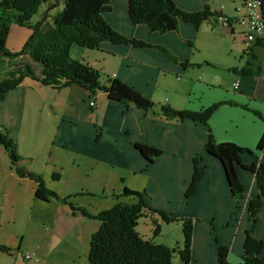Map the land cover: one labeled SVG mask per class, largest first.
Here are the masks:
<instances>
[{"label":"crops","instance_id":"0c3cea01","mask_svg":"<svg viewBox=\"0 0 264 264\" xmlns=\"http://www.w3.org/2000/svg\"><path fill=\"white\" fill-rule=\"evenodd\" d=\"M172 1L186 12L199 11L207 5L211 11L230 19L231 25L217 20L199 24L195 28L181 22L177 31L160 35L151 32L145 25L131 23L126 12V0L112 1L111 11L103 13V16L112 29L127 38L166 47L178 62L187 63L189 68L184 69L179 64L171 63L161 52L148 48L138 49L130 45L102 42L96 52L106 53L111 57L112 66L106 71L110 74L108 77L116 78L134 88L156 105L200 112L220 103L209 116L207 125L189 119L168 120L162 116H153L151 112H137L131 106L107 100L104 92L91 94L88 90L71 86L61 90L66 94L64 111L60 113L62 106L55 104L56 94L50 103V111L47 112L46 121L50 125L52 121L55 124L52 146L57 145L71 154L70 165L73 169L78 170L81 163L86 164L84 181L91 175L96 177L93 183L96 192L85 194L94 195L103 204L98 205L92 215L114 205V196H119L124 188L144 192L149 208L164 211L174 217L196 219L193 223L190 264H218L216 240L228 248V264H242L247 230L252 237L262 242L264 253V199L261 200L257 222L252 225L248 219V203L259 194L254 175L241 168L237 169L244 193L234 199L220 161L208 155L204 147L209 128L215 143H235L253 150L259 142L264 133V44H252L245 50L240 47L233 56V63L229 64V69L235 75L232 85L224 87L225 84L216 82L212 72L208 71L210 67L214 70L217 67L214 58L210 56L211 50L208 51V56L200 55L207 41L205 36L216 35L221 30L232 37L236 28L243 26L239 38L243 44L241 34L246 23L236 11L243 0ZM45 9L46 4L41 5L38 15L30 20L32 24L41 19ZM30 34V29L12 24L6 40L8 50L19 51ZM30 62L35 66L31 59ZM242 68L250 71L245 74L240 71ZM235 83H238L237 88L233 87ZM43 88L54 90L25 78L17 89L9 91L0 102L7 110L2 112L10 117L1 120L0 126L8 129L13 140L19 139L25 124L28 132L26 135L30 137L32 124L29 118L34 98L28 94V89L45 92ZM141 140L161 151L152 163L135 150L134 144ZM17 146L20 149V143ZM4 152L6 153L5 150ZM256 153L264 163V148ZM23 155L25 153L21 157ZM36 155V151H33V157ZM195 158L199 159L201 177L196 191L185 198ZM43 161H46V166L51 163L50 158ZM242 162L251 163V157L244 155ZM63 178L60 175L59 181ZM68 179L76 180L72 176ZM80 179L82 182V178ZM54 181L59 182L58 179ZM76 182L77 180L73 183ZM78 217L80 223L81 219L92 220ZM202 219L205 222H200ZM206 219L214 220L213 227L210 228ZM92 221L97 223L91 229L93 234L99 223ZM68 234H54L56 243L62 242ZM32 253L37 258L32 263H39L35 251Z\"/></svg>","mask_w":264,"mask_h":264},{"label":"trees","instance_id":"16d2710c","mask_svg":"<svg viewBox=\"0 0 264 264\" xmlns=\"http://www.w3.org/2000/svg\"><path fill=\"white\" fill-rule=\"evenodd\" d=\"M114 0H0V64L5 60L8 68H12L21 56H28L35 66L39 67L40 75H36L29 64L20 69H8L4 75L0 72V102L5 95L18 88L25 78L50 87L54 90L76 86L88 90L91 94L96 92L106 93L107 100L121 102L133 107L137 112H151L153 116H162L168 120H192L207 125L209 116L217 109L220 103L212 105L200 112H188L173 109L167 105H156L151 100L143 97L132 87L122 81L103 75L90 65L77 61L70 55L73 46L82 49L99 50L102 42L111 45H130L138 49H153L161 52L169 62L179 64L187 69L189 65L178 62L176 57L164 46H154L136 38H127L122 33L112 29L103 13L111 11V2ZM126 12L132 24L145 25L151 32L160 35L170 31H177L179 23L184 22L195 28L199 24L216 21L222 15L211 11L209 6L195 12H186L178 7L172 0H126ZM46 4V9L35 24L31 19L38 15L41 5ZM262 13L264 16V0H262ZM26 27L31 34L26 39L23 47L15 52L8 50L6 40L10 26ZM230 19H228V26ZM257 45H259L257 43ZM243 73L250 70L242 68ZM0 130V148H3L9 158L15 173L19 177H27L34 181V197L44 202L56 198L66 204L72 215H79L93 219L99 223L98 229L89 237V250L87 251L88 264H172L175 255L179 264H190L191 238L193 235L194 218H174L166 215L161 210L149 208L145 202L146 194L124 188L119 195L132 198L134 202L116 201L109 209L101 210L92 215L83 207H75L66 198H59L57 193L47 189L41 175L28 171L21 164L17 145L14 143L9 131L5 127ZM208 140L204 147L205 152L220 161L226 176V181L234 199L244 193V188L239 181L237 169L250 172L254 175L255 186L259 194L248 203V219L252 225L257 222L261 210V200L264 199V163L257 151L264 148V133L256 147L242 148L235 143H215L208 129ZM146 161L152 163L161 153L142 140L134 144ZM249 155L251 163L243 164L242 157ZM199 159H194L193 175L184 197H190L196 191V186L201 177ZM21 165V167H20ZM58 174H53L52 179H58ZM117 196H115L116 198ZM159 216L164 223L179 221L183 234L181 247H166L156 244L152 240L143 238L137 231V224L146 214ZM213 227V221L209 220ZM159 228L155 225L154 233ZM218 264H228L229 250L216 241ZM244 255L242 264H264L263 244L246 231L243 243ZM0 251L9 253V249L0 246Z\"/></svg>","mask_w":264,"mask_h":264},{"label":"rangeland","instance_id":"374dc122","mask_svg":"<svg viewBox=\"0 0 264 264\" xmlns=\"http://www.w3.org/2000/svg\"><path fill=\"white\" fill-rule=\"evenodd\" d=\"M240 29H243V26L237 27L232 37L223 32V30L217 32L216 35L205 36L207 41L204 43L205 48H203L200 56L210 55L208 51L211 50L210 56L214 58L217 67L215 68L216 70L210 67L208 71L212 72L216 82L225 84L224 87H230L235 77L229 69V64L233 63L234 54L242 47L244 50L247 48L239 41L241 37ZM96 51L98 50L92 51V49H82L73 46L70 55L77 61L90 65L101 74L109 76L110 74H107L106 71L112 66L111 57L106 53ZM25 64L31 65L33 72L37 76L40 75L39 67L32 66L28 57H21L12 68H8L4 60L0 64L1 75H4L8 69H20ZM28 90H30L28 94L34 98L33 110L29 118L32 124V132H30V137L26 135L28 132L25 129L27 127L25 124L20 131L19 139L14 140L15 144L20 143V149L17 146V150L22 166L36 174L40 175L43 173L44 178L42 180L47 189L57 193L61 199L66 198L69 194L70 196L72 195L68 198L69 203H72L75 207H86L87 212L92 214L97 210L98 205L103 204L102 201L92 195L96 192L94 191L96 186L93 185L96 177L91 175L89 178L86 177L84 181L83 173L86 164L81 163L78 170L76 168L73 169L70 165L71 154L57 145L52 146L55 124L52 121L50 125L46 121L48 118L47 112L49 113L50 111V103L56 94L58 96L55 99V104L58 107L62 106L60 113L64 111L66 107L65 92L61 90L51 91L50 89H45V92H39L34 89ZM2 111L7 110L0 103V121L10 118L9 114H4ZM26 117L28 116L26 115ZM18 140L20 141L18 142ZM33 151H36V157H33ZM22 153H25V155L21 157ZM49 158L51 163L46 166V161L44 162L43 160H48ZM15 172V168L12 167L6 153L1 149L0 246L7 247L9 253L0 251V264H88L89 236L92 234L93 225L97 223L92 221L93 219H81V223L78 222L80 221L79 215L72 217L69 214V207L56 198H50L46 202L36 199L34 197V187H36L34 181L27 177H19ZM53 174H58V181L60 180V175H63L64 178L56 183L52 179ZM69 176H72L77 182L74 184L73 182L76 180L68 179ZM80 178H82V182L79 181L81 180ZM85 192L92 194H85ZM117 200L129 203L134 202L132 198H124L118 195L115 198V203ZM174 218L181 219L179 216ZM209 220L206 219L208 224L210 223ZM210 221L214 223V220ZM200 222H205V220L202 219ZM137 225L136 231L141 236H144L143 238L152 240L156 244H162L166 247H181L182 245L183 234L179 221L164 223L159 216H151V214L147 213L145 217L138 221ZM155 225L159 228L157 234L154 233ZM213 232L217 236L216 232ZM62 233L69 234L62 239V242L56 243L54 234L61 235ZM33 251L39 257V263L25 261L24 254L32 253ZM172 264H179L177 255L173 257Z\"/></svg>","mask_w":264,"mask_h":264},{"label":"built area","instance_id":"2783aa9c","mask_svg":"<svg viewBox=\"0 0 264 264\" xmlns=\"http://www.w3.org/2000/svg\"><path fill=\"white\" fill-rule=\"evenodd\" d=\"M262 0H243L242 5L236 10L240 13V17L246 23L242 32L243 44L248 48L252 44H264V16L262 13ZM217 20L228 25L226 16L218 17ZM238 83L234 84L237 88ZM93 106V103H91ZM25 261H35L37 258L34 254H24Z\"/></svg>","mask_w":264,"mask_h":264}]
</instances>
